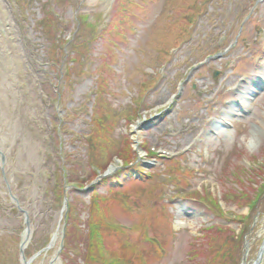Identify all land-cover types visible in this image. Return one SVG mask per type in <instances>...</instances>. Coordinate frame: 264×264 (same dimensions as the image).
Masks as SVG:
<instances>
[{
  "label": "rangeland",
  "instance_id": "1",
  "mask_svg": "<svg viewBox=\"0 0 264 264\" xmlns=\"http://www.w3.org/2000/svg\"><path fill=\"white\" fill-rule=\"evenodd\" d=\"M48 1L0 0V149L4 153V175L10 189L30 216L32 237L26 249V256L35 254L45 246L47 238L55 234L51 247L37 255L31 264H61L57 257L61 255L58 250L63 236L62 225L65 221H69V218L65 221L61 220L63 196H66L70 202L67 208L69 209V205L73 204L78 216L76 228L80 234L81 231H85L84 223L90 197L89 186L94 182V184L100 182L101 177L98 175L94 182L83 185L84 187L77 191H72L69 185L62 192L59 185L64 173L68 174L66 178L71 180V168L75 164L79 170L75 173L77 177L73 175L74 178H79L85 172L84 169L89 167L87 162L85 163L87 148L82 140V134L88 133L91 129L90 117L86 109H93L94 103L98 102L94 93L89 96V90L96 86L97 74H105L108 80L107 88L101 90L102 99L110 101L113 108L121 109L126 107V104L133 103V99L138 97L141 89V80L155 76L157 67L161 63L164 64V60L167 59L155 50V46L159 44L158 34L164 29L166 32L170 30L166 20L173 10L170 4L173 0H155L145 10L141 18L133 23L136 31L132 34L131 41L125 45L120 43L116 48L114 70L108 71L105 69L108 67L100 66L102 62L100 55L106 50L113 51L112 49L115 48L113 40L107 42L98 38L88 49V54L91 48L92 52L89 58L90 64L86 63L85 72L79 76L73 75L70 82H66L63 78L65 63L62 61L66 58V53L57 52L58 55L54 53V44L49 42L40 22L37 21L49 11V5L43 3ZM194 2L199 3L197 0H178L174 6L183 4V7L178 6V9H183V13H186V8L192 6ZM112 3L113 0H63L59 4L53 2L52 5L61 14V19L69 21L63 31L64 37L67 38L77 26L74 17L79 19L85 16L83 19L89 22L87 20L89 17L101 14L97 26L102 29L109 20ZM206 4L208 5L204 13L198 17L192 29V38L182 41L178 49L172 52L170 61L161 68L162 76L160 74L157 86H150L143 91L146 101L151 106L142 105L144 109L142 112L147 115L141 122L142 126L138 131L140 136L135 135L133 129L135 122L139 121L141 116L127 127L133 140V147H136V141L141 140L143 145L167 143L170 147L177 148L190 142L192 135L200 131L203 140L194 145L185 162L196 170V174H193L195 178H192L193 188L201 193L210 192L213 195L219 191L223 194L232 190V182L229 181L236 183L241 181L237 177L244 180L250 171L249 162L253 166V162L262 160L264 156V82H258L259 77L264 78V43L256 41L254 33L256 23L264 25V0H210ZM25 13L28 15L27 19L23 17ZM249 18L251 20L246 21ZM240 27L245 28L242 37L245 36L243 42L247 44L246 48L241 47V44L233 45V39ZM49 32L55 41V31L49 30ZM58 34L63 35L61 30ZM221 34L226 35L221 47L232 42L229 44L231 46L226 57L230 59L232 55L235 59L240 56L245 58L241 68L236 66L238 71H233L231 65L226 72L213 77V67H218L220 62L217 59L212 60L213 64L208 62L204 66L196 64L190 66L191 63L196 62L194 60L213 48V44L219 41L218 36ZM243 52L246 54L245 57L242 55ZM258 55L261 59L253 61ZM51 56H56V59ZM184 57L189 58L188 64L177 66V61ZM161 59L163 62H160ZM249 59L251 62L248 61ZM221 63H224V59ZM187 71H189L188 75L182 81L184 91L174 97L175 102L162 116L154 117L155 110L163 108L168 103L173 89L177 87L175 84L177 80L171 81L173 76L182 77ZM239 74H246L247 78L230 104L219 109L223 105L216 101V98L213 101L207 100L206 97L214 96L221 82L226 86L234 80L238 81ZM190 80L198 81L197 90L190 89ZM64 82L66 85L62 87ZM206 87L208 91L205 90ZM187 89L190 90L189 94ZM191 92L193 94L200 92L201 96L194 98ZM247 92L251 94L247 95ZM243 96L247 98L244 99ZM61 97L65 109L70 110L71 106H74L76 110H73L74 116L70 115L58 127L61 124L58 119L60 113L58 100ZM236 101H240L239 106L236 105ZM166 114L171 115L175 121L189 122L187 128L177 125L176 131L179 137H155L159 135L156 132L163 129L162 120ZM222 117L230 120L233 127L223 124ZM127 127L124 120L119 119L115 136L121 137V133ZM255 129L257 132H254ZM76 133L80 136H74ZM137 136L139 140L136 139ZM139 155H142L141 151ZM74 159L76 160L72 161ZM145 161L148 160L142 158L141 166L145 170L155 172L163 165L161 161L154 159L150 164L144 163ZM242 166L247 170L244 174L241 172ZM164 176L163 174L156 176V183L159 184L162 194L173 191L172 185L162 181ZM107 178L112 179L111 186L120 185L114 178V172ZM261 181L263 182L259 177V182H253V186L258 187ZM98 190L100 193H105L100 187ZM61 192L62 195H59ZM220 203L226 210H235L239 214L247 212L245 207L238 208L231 203L225 204L222 200ZM167 208L172 215L176 235L167 249L166 256L160 262L155 261L153 264H188L186 252L190 249L188 247H191L190 242L195 243L196 248L200 249L201 256L204 255L203 260L200 258L192 262L199 264L204 261L205 257L209 256L205 253V248L208 246L207 238L204 235L198 237L204 226L224 224L238 231L237 223L217 218L216 214L202 204L186 198L174 195ZM117 215L116 218L111 216L112 222L123 221L133 225L130 219ZM252 216L250 230L245 234L242 245L241 258H244L242 264L251 263L264 235V213L257 211ZM161 223L162 221L152 224L153 230L161 233L163 231ZM23 228V216L18 210L13 209L0 173V257L5 256V264H14L15 258L12 255L10 259L9 254L15 252L19 245L18 239ZM110 237L111 234H106L108 248L112 252L120 249V246L113 245L109 240ZM134 238L136 239L135 236ZM73 239H77L75 233ZM81 245L80 242H75L71 250L64 251V256L78 252L75 257L74 255L70 258L64 257L68 264H82L86 252L80 253ZM189 262L191 264V261Z\"/></svg>",
  "mask_w": 264,
  "mask_h": 264
},
{
  "label": "trees",
  "instance_id": "2",
  "mask_svg": "<svg viewBox=\"0 0 264 264\" xmlns=\"http://www.w3.org/2000/svg\"><path fill=\"white\" fill-rule=\"evenodd\" d=\"M133 1L134 0H119L116 9L120 12V14L123 13L124 11H126V9L136 10L134 8V6H133ZM47 20L54 21V19H53V17L51 15L47 16ZM85 26H83L84 27L83 29L79 28L78 35L76 36V38H74V41L71 42V46H72L73 50L79 49V51H80L81 49L79 47L81 45H83L84 43H86L88 41H92L95 38V36H96L95 28L94 27H89L88 25H85ZM103 33L109 34L111 37H116L117 36L115 28H114V25L113 26L111 25L110 28L108 30L106 29ZM111 122L113 123L112 119H111ZM96 139H98V137H94V138H92L90 140L92 147L95 145L94 140H96ZM109 193H110V195L108 197L94 199L92 207L93 206L95 207L94 211L96 213H99L98 214L99 216H101L100 210H101V212H103L104 210H111L112 207H120V199L116 195H113L111 190H109ZM122 197L127 199V194L123 193ZM93 216L94 215L92 214L91 218ZM104 221L105 220L103 219V217L101 219H97V220L95 219L94 220L93 230L96 231V232L98 231V233H99V231H102L103 233H107L108 230H107L106 227H104L107 224ZM93 230H92V226H91V236H92V238L94 236L93 234H95ZM113 230H115V228H112V230H111V232L109 234L113 233L114 232ZM90 243L91 244H89L88 248H87L88 252L89 253H93L94 255L97 256V250H95L97 248L96 238L94 239V242L90 241ZM86 260L90 264H96L90 258H87ZM0 264H5V260H4L3 257H0ZM214 264H235V263L228 262L227 259H225V260L217 259L216 263H214Z\"/></svg>",
  "mask_w": 264,
  "mask_h": 264
},
{
  "label": "water",
  "instance_id": "3",
  "mask_svg": "<svg viewBox=\"0 0 264 264\" xmlns=\"http://www.w3.org/2000/svg\"><path fill=\"white\" fill-rule=\"evenodd\" d=\"M23 246H24V245L22 244V246H21V250L23 249Z\"/></svg>",
  "mask_w": 264,
  "mask_h": 264
},
{
  "label": "bare ground",
  "instance_id": "4",
  "mask_svg": "<svg viewBox=\"0 0 264 264\" xmlns=\"http://www.w3.org/2000/svg\"><path fill=\"white\" fill-rule=\"evenodd\" d=\"M254 132H257V129H255Z\"/></svg>",
  "mask_w": 264,
  "mask_h": 264
}]
</instances>
